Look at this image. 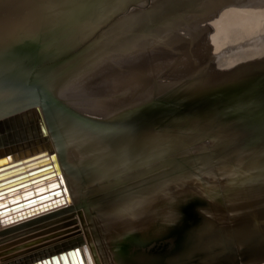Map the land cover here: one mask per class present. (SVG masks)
<instances>
[{"label":"water","instance_id":"95a60500","mask_svg":"<svg viewBox=\"0 0 264 264\" xmlns=\"http://www.w3.org/2000/svg\"><path fill=\"white\" fill-rule=\"evenodd\" d=\"M64 134L119 264H264V0H0V242L69 210ZM32 262L92 264L82 238Z\"/></svg>","mask_w":264,"mask_h":264},{"label":"bare ground","instance_id":"6f19581e","mask_svg":"<svg viewBox=\"0 0 264 264\" xmlns=\"http://www.w3.org/2000/svg\"><path fill=\"white\" fill-rule=\"evenodd\" d=\"M63 139L62 144L52 140L51 148L57 152L61 161L57 180H59V189L65 196V202L55 210L52 208L38 211L26 219L42 216L53 210H69L55 219L48 220L45 224L38 225L32 234L25 236L23 242L19 240L21 236L0 242V264L7 261H13L15 264H34L32 259L37 254L55 249L77 238H82L86 242L92 264H119L116 245L121 240L119 231L123 227L117 222V209L107 212L96 207L92 209L75 206V197H78L77 193L82 192L83 188L79 185L85 179L84 168L99 172V165L96 161L91 164L92 159L83 152L85 149L81 146L84 145L79 140L73 141L68 136L66 138L65 134ZM47 196H52V193ZM84 196L85 193L82 192L79 199ZM8 226L0 224V230Z\"/></svg>","mask_w":264,"mask_h":264},{"label":"snow or ice","instance_id":"6c2138e0","mask_svg":"<svg viewBox=\"0 0 264 264\" xmlns=\"http://www.w3.org/2000/svg\"><path fill=\"white\" fill-rule=\"evenodd\" d=\"M77 255H79V253H76Z\"/></svg>","mask_w":264,"mask_h":264}]
</instances>
